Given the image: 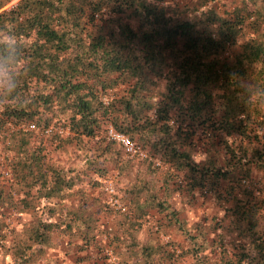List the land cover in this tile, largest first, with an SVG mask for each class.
<instances>
[{
	"label": "trees",
	"instance_id": "16d2710c",
	"mask_svg": "<svg viewBox=\"0 0 264 264\" xmlns=\"http://www.w3.org/2000/svg\"><path fill=\"white\" fill-rule=\"evenodd\" d=\"M12 1L0 0V139L13 152L0 161V229L7 211L30 214L27 235L12 245L18 263L35 261L56 237L80 250L99 245L104 203L84 195L65 204L81 192L77 175L46 161L44 132L60 124L68 131L56 136L60 145L95 140L85 177H103L115 158L106 130L124 135L165 166L164 189L182 178L188 193L225 205L238 253L220 250L224 264H264V0L195 9L174 0ZM7 172L23 189L18 203ZM140 189L122 194L135 193L140 214L163 213L188 241L191 264H210L205 228L187 227ZM133 243L141 264L176 259L165 244Z\"/></svg>",
	"mask_w": 264,
	"mask_h": 264
},
{
	"label": "rangeland",
	"instance_id": "374dc122",
	"mask_svg": "<svg viewBox=\"0 0 264 264\" xmlns=\"http://www.w3.org/2000/svg\"><path fill=\"white\" fill-rule=\"evenodd\" d=\"M185 7L195 9L202 7L204 0H174ZM14 2V0L12 1ZM212 0L204 6H211ZM49 132H44V143L46 161L54 167L69 174L77 175L76 184L73 190H80L75 197L65 201L68 205L71 201H77L81 196H99L104 203V211L98 215L100 233L98 237L99 245L95 248L80 250L74 247L61 237L53 239L50 246L44 248V253L35 261L27 264H141V259L134 248V241L140 244L151 245L165 244V253L173 254L174 259L171 264H191L190 256L182 255L187 250L188 241L174 228L166 225L162 219L163 213L155 209H149L146 214H140L137 203L134 201V194L128 195L124 190H136L138 186L144 194L149 195L154 192L158 199L165 200L178 212L179 221L187 227L193 225L203 226L207 231L206 238L208 245L203 252V256L210 264H224L220 257V250H225L228 259L235 258L232 254L238 253V246L232 241V234L227 232V213L225 205L217 203L208 192L188 193L184 189L182 178L177 179L164 189L163 174L165 166L157 159L151 158L146 151L137 146V151L126 153L118 141L113 138L114 133L108 128L106 130V140H113L112 160L108 161V173L103 177H96L91 174L89 178L84 176V169L87 160L92 157L94 149V139H83V143L58 144L57 135L65 137L68 135L66 127L60 124L55 125ZM55 134V135H54ZM202 148L194 150L195 160L204 158ZM144 153L140 155L138 152ZM13 152L6 141L0 139V161L7 163ZM253 181L259 174L252 173ZM258 175V176H257ZM4 179L9 187H13V200L18 203V199L23 196L19 185H15V177L7 172ZM181 181V182H178ZM258 185V184H257ZM113 187L114 191H109ZM139 203L142 197H139ZM44 201H41V205ZM264 208V202H263ZM48 212L45 210L39 214L42 219L47 218ZM30 214L18 210L4 213L0 229V264H20L18 257L12 254V245L22 241L28 233ZM48 220H52L49 218ZM260 225L264 226V220ZM129 233V236L127 235ZM166 255V256H167ZM165 256V257H166Z\"/></svg>",
	"mask_w": 264,
	"mask_h": 264
},
{
	"label": "built area",
	"instance_id": "2783aa9c",
	"mask_svg": "<svg viewBox=\"0 0 264 264\" xmlns=\"http://www.w3.org/2000/svg\"><path fill=\"white\" fill-rule=\"evenodd\" d=\"M113 138H115L118 143L122 146V148L124 149V151L128 154L130 153H135L137 151V146H135L126 136L121 135V134H114ZM140 155H144V153H142L141 151L138 152ZM109 191H113L112 187L108 188Z\"/></svg>",
	"mask_w": 264,
	"mask_h": 264
}]
</instances>
